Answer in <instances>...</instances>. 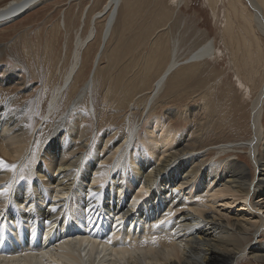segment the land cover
I'll return each instance as SVG.
<instances>
[{"label":"bare ground","instance_id":"obj_1","mask_svg":"<svg viewBox=\"0 0 264 264\" xmlns=\"http://www.w3.org/2000/svg\"><path fill=\"white\" fill-rule=\"evenodd\" d=\"M45 1H8L0 6V28L34 11ZM206 1L214 14L219 2L226 11L224 39L231 46L232 61L240 79L246 82L241 83L242 95L248 98L253 94L249 114L251 138L221 143L203 152L201 139L205 140L203 135L209 131V120L195 133L180 135L164 122L168 118L154 117V104L168 81L186 66L193 70L201 66L200 62L213 58L215 45L210 41L193 52L187 62H179L177 49L172 52L140 112L141 116L152 119L143 134V142L138 139L139 124L129 125L118 137V127L110 123L112 119L97 122L95 136L98 137L93 142L85 121L96 115L91 98L96 70L78 92L73 81L79 73L84 50L96 36L97 19L107 15L94 61L95 69L98 68L122 4V0H109L92 20L86 39L78 36L73 62L63 77L64 85L51 98L48 117L65 92L71 90L75 96L68 111L51 130L45 125L46 117L31 142L34 129L30 131L26 124L27 108L15 110L11 98L4 105L0 103V161L3 162L0 163V226L23 224L26 232L25 228L35 224L45 229L46 236L61 230L66 233V241L53 248L63 252L50 254L48 248L36 257L23 254L35 250L31 237L25 233L23 241L16 238L9 245L11 257L0 255L3 261L0 264H78L68 251V244L77 247L82 264H240L245 260L264 263L261 240L264 237V81L255 92L247 84L258 73L256 69L264 68V0ZM173 3L179 7L182 0ZM25 7L28 11H22ZM243 45H251L254 53L251 57L249 53V61L242 59L240 65ZM250 65H254L252 72ZM22 81L11 75L0 77V90ZM206 82H200L202 88ZM24 85L27 86L26 82ZM134 98L115 106L134 104ZM84 102L86 112L79 110ZM210 103L204 97L202 109H187L180 118L187 122L200 114L203 117L211 108ZM169 115L177 118L180 114L170 111ZM133 145L136 150L132 149ZM198 149L201 150L196 152ZM242 150L248 164L237 155ZM216 156L221 159L216 160ZM13 164L17 165L15 169L11 167ZM89 190L97 195H90ZM68 215L70 219H60ZM71 220L76 230H71ZM162 220L165 222L160 224ZM101 221L115 223L113 232L103 239ZM153 236L157 237L155 243ZM106 239L112 243L105 244Z\"/></svg>","mask_w":264,"mask_h":264},{"label":"rangeland","instance_id":"obj_2","mask_svg":"<svg viewBox=\"0 0 264 264\" xmlns=\"http://www.w3.org/2000/svg\"><path fill=\"white\" fill-rule=\"evenodd\" d=\"M8 1L10 0H0V6ZM108 1L47 0L34 11L0 28V77L11 75L23 80L2 88L0 103L4 105L11 98L15 110L27 108L26 124L30 126V131L34 129L31 142L45 120V125L50 126L48 130H51L52 125L69 108V103L75 96L71 90L65 92L48 117L51 98L56 89L64 85L63 77L73 62L78 36L86 39L92 20L104 10ZM175 1L177 0H122L118 21L98 68L95 69L94 61L100 49L107 15L97 19L96 36L84 50L79 73L73 81L74 89L78 92L96 70L91 97L96 115L92 114L85 121L90 127L88 133L93 142L98 137L95 136L97 122L111 119L110 123L118 127V137L123 135L129 125L139 124L141 132L138 139L143 142V134L152 119L150 116H141L140 112L153 91L155 81L170 61L172 52L177 49L179 62H187L193 52L210 41H214L215 45L213 58L200 62L201 66L193 70L186 66L178 71L157 98L154 117L168 118L164 122L168 127H174L180 135L195 133L197 129L204 128L209 120V131L203 135L205 140L201 139L203 152L213 150L221 143L251 138L249 114L253 94L248 98L242 95L241 83L246 82L240 79V72L232 61L233 51L224 39L226 11L222 2L218 3L214 14L206 0H182L179 7L173 3ZM235 26L240 27L238 23ZM240 31L247 33L243 29ZM262 41L264 44V38ZM249 53L251 57L254 48L243 45L239 55L240 65L243 63L242 59L249 61ZM253 67L254 65H250V72ZM256 70L258 73L247 83L254 92L264 81V68ZM202 80L207 81L205 88L200 84ZM25 82L27 86L24 85ZM133 97L134 104L115 106L122 101L126 103L127 99ZM204 97L210 99L211 108L203 117L200 114L194 119L189 118L187 122L180 118L187 109H202ZM81 107L80 111H87L86 102ZM170 111L180 115L170 118ZM126 117L130 121H126ZM132 149L136 150L134 145ZM237 152L240 160L248 164L243 150ZM211 155V158L215 157L214 153ZM209 158L210 156L206 159ZM217 159L221 157L216 156ZM261 240L264 242V237ZM240 264L264 263L245 260Z\"/></svg>","mask_w":264,"mask_h":264},{"label":"snow or ice","instance_id":"obj_3","mask_svg":"<svg viewBox=\"0 0 264 264\" xmlns=\"http://www.w3.org/2000/svg\"><path fill=\"white\" fill-rule=\"evenodd\" d=\"M0 163H3L2 161H0ZM6 166V165H5ZM13 169H15L16 167H17V165H15V164H13L12 166H11ZM21 179H24V177L23 176H21ZM101 187H103V185H101ZM8 191V189H5V192H7ZM89 193H90V195H92V196H96L97 194L95 193V192H93V191H91V190H89ZM53 211H55V209H53ZM169 216L170 215H172V213H169L168 214ZM90 219H91V217H89ZM165 221H160V224H163ZM159 225H156V227H158ZM156 240H157V237H155V236H153L152 237V242L153 243H155L156 242ZM147 241H144V242H142V243H146ZM104 243L105 244H111L112 243V241H111V239H106V240H104Z\"/></svg>","mask_w":264,"mask_h":264},{"label":"water","instance_id":"obj_4","mask_svg":"<svg viewBox=\"0 0 264 264\" xmlns=\"http://www.w3.org/2000/svg\"><path fill=\"white\" fill-rule=\"evenodd\" d=\"M27 8H28V7H25V9H23L22 11H28ZM22 11H21V12H22ZM19 13H20V12H19ZM15 15H16V14H15ZM5 19H8V18H4V20H5Z\"/></svg>","mask_w":264,"mask_h":264}]
</instances>
